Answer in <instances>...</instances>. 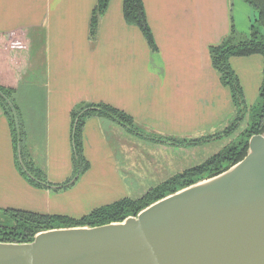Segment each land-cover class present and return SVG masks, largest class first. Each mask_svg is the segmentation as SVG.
Instances as JSON below:
<instances>
[{
    "label": "crops",
    "instance_id": "obj_1",
    "mask_svg": "<svg viewBox=\"0 0 264 264\" xmlns=\"http://www.w3.org/2000/svg\"><path fill=\"white\" fill-rule=\"evenodd\" d=\"M141 1L151 44L139 26L125 22L122 0H109L94 37L90 22L97 0H0V32L7 35L0 44V81L15 78L14 97L27 152L42 158L49 179L63 177L60 169L68 164L71 151V114L80 106L108 104L177 137L214 124L230 110L228 94L210 61V47L232 28L248 35L255 11L244 0ZM18 56L25 58V67L15 76L11 65ZM236 60L232 65L247 67L256 60L257 71L239 77L243 87H260L262 57ZM104 124L119 129L95 116L82 127V148L89 163L85 183L117 189L120 198L137 197L197 164V156L191 154L188 160L187 152L200 151L199 146L152 142L143 144L150 150L143 155L133 149L113 148L112 153L99 130ZM124 134L121 130L117 136L118 147L127 139L139 146L138 138L125 139ZM158 153L163 160L156 158ZM140 156L150 162L143 168L133 163ZM15 157L12 128L0 111V203L29 200L36 209L21 210L52 214L56 197L49 190L31 188L20 176ZM172 164L179 169L171 173ZM122 182L128 192L134 190L131 195H121ZM71 206L74 216L86 212L80 203Z\"/></svg>",
    "mask_w": 264,
    "mask_h": 264
},
{
    "label": "water",
    "instance_id": "obj_2",
    "mask_svg": "<svg viewBox=\"0 0 264 264\" xmlns=\"http://www.w3.org/2000/svg\"><path fill=\"white\" fill-rule=\"evenodd\" d=\"M0 264H264V131L236 164L136 216L0 241Z\"/></svg>",
    "mask_w": 264,
    "mask_h": 264
},
{
    "label": "trees",
    "instance_id": "obj_3",
    "mask_svg": "<svg viewBox=\"0 0 264 264\" xmlns=\"http://www.w3.org/2000/svg\"><path fill=\"white\" fill-rule=\"evenodd\" d=\"M244 1L257 13L254 22L251 24L249 35L244 36L242 33L237 32L235 28H232L231 32L219 44L211 46L209 51L212 66L219 73L220 81L229 87L234 103L238 107L234 121L222 131L207 136L152 138L154 143L176 147H194L206 144L209 141L223 140L231 137L227 144L213 152L202 162L173 174L137 197H122L111 203L95 207L79 217L39 213L21 209H4L3 213L8 219L6 220L7 222L0 223V241L31 242L36 233L53 228L94 227L111 222H120L128 216H136L139 211L151 203L198 181L215 176L243 159L248 151L249 138L254 134H260L264 131V0ZM108 3L109 0H97L90 22V34L93 37L97 31L98 19L107 8ZM122 14L126 23L139 26L148 43L151 44L152 36L145 19L142 1L122 0ZM6 41L7 35L0 32V44ZM252 54H260L263 61L262 79L259 87L260 103L257 109L255 111L252 110V113H250L246 127L237 133L239 124L244 116L243 109L246 106L242 86L231 67L230 58L232 56H249ZM24 67L25 58L18 56L15 57L14 63L11 65V71L12 73L15 72V76H18L20 71L24 70ZM13 80L15 81L14 77L5 82L0 81V111L7 117L12 128L16 162L19 142L21 160L23 159L24 161H22V164L36 177L38 174L32 165V161L29 159L25 160L24 158V156L29 157V155L23 144L24 132L14 97L16 87L13 84ZM9 103L13 105L17 113L18 131ZM83 108H86V110H83ZM90 116L105 117L124 126L129 131L133 128L132 117L124 111L103 103L86 104L78 110H73L71 114L70 138L74 151L79 148L82 150V127L85 117L87 119ZM88 165L89 163L86 160V167ZM21 173H24L23 170H21ZM28 180L34 182L31 178H28ZM34 184L40 185L37 182H34Z\"/></svg>",
    "mask_w": 264,
    "mask_h": 264
},
{
    "label": "rangeland",
    "instance_id": "obj_4",
    "mask_svg": "<svg viewBox=\"0 0 264 264\" xmlns=\"http://www.w3.org/2000/svg\"><path fill=\"white\" fill-rule=\"evenodd\" d=\"M245 5L248 6L246 3H245ZM256 16H257V13H256ZM235 30L237 32H239L238 29H235ZM242 34L244 36L247 35L246 33H242ZM249 56H259L261 58L260 54H252ZM249 56H232L230 58L231 67L233 68L234 72L236 73V75L239 79V82L242 86V90H243V93L245 96L244 98H245V106H246L243 109L244 116H243L241 123L239 124V127L237 129V133L246 127L248 120H249V117H250V113H252V110L255 111L257 109V107L259 106V103H260L259 87H256V84L253 86L243 87L242 82H241L242 80H240L241 76L245 79V73L246 72L254 74L257 71L256 60H255V62L251 63V66L248 65V67L247 66H241V64L232 65V63H231L233 60L238 62L239 60H236V58H246ZM262 65H263V61H262ZM220 84L222 87L225 88V91L228 94V101L230 102V110L226 113L225 116H223L220 120H218L214 124L203 125V126H199L198 128H194L195 132H193V133H190V131H187L185 136L177 137V136H174L173 134H170L167 132L158 131L155 128H153L152 126H150L149 124H145L143 121H141L137 118H132L133 119V128H131V131H129L124 126L118 124L117 122L110 121L109 119H107L105 117L95 116L96 118H98V120H102V122L104 120H106L107 122H111L114 126H117L119 128L117 130H115L114 128L110 129V127H107L106 124H104V126H102V128L99 125V130L101 131V129H102L101 134L107 138V140H108L107 146L109 147L110 150L111 149L113 150V148H114V150H117V151L119 149H125V150H128L130 152V150L133 149V150H136L135 152H137L138 155H143V154H145V152L150 151L149 149L145 148L147 146L143 147V144L144 143H146V144L152 143L153 142L152 138H154V139H159V138L164 139L165 137H176V138L187 137L188 138V137H198V136H203V135L207 136L210 134L218 133L234 121V119L236 118L237 109H238L237 105H235V103H234V100L232 98V93H231L229 87L227 85L223 84L221 81H220ZM218 95L219 94H215L214 97H217ZM214 97L211 98L210 101H212V99H214ZM204 102H207V98H205V97H203V103ZM80 104H82V103H80ZM83 106H85V105H83ZM83 106H80V107H83ZM79 108H76V110H78ZM83 110H86V108H83ZM18 114H19V118H20V113H18ZM86 120L87 119L85 117L84 124H85ZM158 127L160 128V126H158ZM121 130L125 133L122 138H125V137L127 138L129 136H131L132 138H138L139 139V146L138 147L134 146L133 143L129 139H127V141H122L121 146L118 147V144H117L118 143L117 142L118 137L117 136H118V134L121 133ZM149 138H151V139H149ZM230 139H231V137H229L228 139L227 138L223 139V140L209 141L203 145L201 144V145H199V147L201 149L200 151L194 150V149L188 150L187 158L189 160V156L191 154L197 156V162H195V163L198 164V163L202 162L205 158H207L209 155H211L213 152L219 150L221 147H223L225 144H227L230 141ZM23 144H24V147L26 148L25 137H23ZM70 147H71V151H70V155L68 157V164L66 166H62L60 169V173H62L61 175H63L62 179H60V180L49 179L48 174H47V167L44 164L42 165V158L41 157L35 156V155H29V154H28L29 157L24 156L25 160L29 159L32 161V165L38 174V176H36V177H34L28 171L27 167L25 168L23 164H19L20 162L18 160V156H17V162H16V157H15L16 168H17L20 176H22V178L25 179V181L27 182V184L31 188L37 189V190H49L53 194L52 196L56 197V198L52 199V203H51L52 204V210L54 211L52 214H62V215H69L72 217H79V216H81V214L78 216H74L73 212L70 210L72 207L71 205L73 203H80L82 206L81 211L86 210V212H84V213H87L88 211H90L91 209H93L95 207L105 205V204H108V203H111L115 200L120 199V196H118V194L115 193L118 191L117 189H115V190L111 189L108 186H104L103 184L88 183L87 180H86V183L84 181H82L85 174H87V172L89 171L88 170L89 165H88V167H86V156L83 153V148H82V150H80V148H79L78 150L74 151L72 141H71ZM187 148H191V147H187ZM112 150H111V152H112ZM25 153H26V151H25ZM130 156L131 155H129L128 157H130ZM159 156H161V153H158L156 158L163 160ZM119 158H120V156L118 155L117 159H119ZM22 161H23V159H22ZM147 161L149 162L148 157L144 156L142 158L140 156L133 163H134L135 167H139V168L142 167L143 168L144 165H146ZM169 169L171 170L170 172L172 173L173 170H178L179 167L174 166L172 164ZM21 170H23L24 173H21ZM28 178L33 179L34 182L40 183V185L34 184V182H30L28 180ZM122 186H123L122 188H119L121 195H124V194L131 195L130 194V193H132L131 191L134 192V190H130L128 192L127 188H125L126 185H124L123 182H122ZM44 201H45V199H44ZM8 207L11 209H13V208H15V209H29V210L36 209V208H33V205L29 200L18 199L16 201L11 202L10 204H1L0 203V223L7 222L6 220L8 218L3 213V210L7 209Z\"/></svg>",
    "mask_w": 264,
    "mask_h": 264
}]
</instances>
